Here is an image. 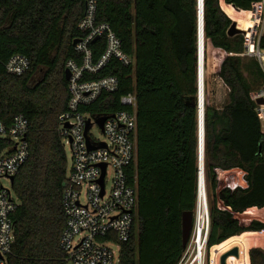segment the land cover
I'll return each mask as SVG.
<instances>
[{
  "label": "trees",
  "instance_id": "trees-1",
  "mask_svg": "<svg viewBox=\"0 0 264 264\" xmlns=\"http://www.w3.org/2000/svg\"><path fill=\"white\" fill-rule=\"evenodd\" d=\"M260 2L204 0V175L211 264L216 248L229 238L264 234V216L250 225L242 219L256 211L264 215V131L252 97L264 88V68L256 57L243 58L245 38L228 36L233 21L227 15L228 10H258L261 18ZM85 8V0H0V58L7 62L23 55L31 62L22 77L8 75L0 64V119L11 125L22 114L29 122V157L14 182L21 205L10 264H67L60 238L68 160L59 119L70 96L66 63H81L73 43L82 36L77 26ZM198 13V0H98V21L108 24L123 51L136 59L135 75L112 60L93 77L115 76L119 90L86 108L110 115L123 110L122 96H137L138 211L120 264H180L186 252L182 214H195L198 201ZM256 43L264 54V35ZM91 49L97 60L103 40ZM215 76L228 91L222 106L217 105ZM188 97H195L196 104H189ZM250 260L264 264V252L251 250Z\"/></svg>",
  "mask_w": 264,
  "mask_h": 264
},
{
  "label": "built area",
  "instance_id": "built-area-1",
  "mask_svg": "<svg viewBox=\"0 0 264 264\" xmlns=\"http://www.w3.org/2000/svg\"><path fill=\"white\" fill-rule=\"evenodd\" d=\"M85 4L84 16L77 26L82 36L74 45L81 63L76 60L66 63L65 71L70 72V96L67 110L59 119V135L64 148L68 145L71 152L62 197L65 227L60 247L67 264H120L122 244L131 238L138 211L137 96L135 92L122 96L119 102L123 110L110 115L94 114L86 108L96 104L102 95L119 90L120 83L115 76L93 77L112 60L135 75L136 59L123 51L122 42L113 29L98 21V0H85ZM257 4L264 9V0ZM99 40H103L104 50L94 60L91 45ZM0 64L8 75L15 77L24 76L31 67L30 60L23 55H14L7 62L0 58ZM101 117L106 118L102 128L98 123ZM94 127L100 128L102 141L91 135ZM28 133L29 122L24 115H16L11 125L0 119V264H10L13 257L15 215L21 203L11 179L16 178L28 160ZM109 173L111 187L107 191ZM2 180L8 181L10 186H4ZM205 211L201 219L198 207L195 212L186 252L193 246V253L198 255L191 264H199L200 253L204 264L208 251L210 213L207 202Z\"/></svg>",
  "mask_w": 264,
  "mask_h": 264
},
{
  "label": "rangeland",
  "instance_id": "rangeland-1",
  "mask_svg": "<svg viewBox=\"0 0 264 264\" xmlns=\"http://www.w3.org/2000/svg\"><path fill=\"white\" fill-rule=\"evenodd\" d=\"M262 8V7H261ZM227 15L231 18L233 22L238 25V29L245 32H240L238 35H242L245 38V47L244 52L242 54L243 58L247 57H256L258 58L262 66L264 68V54H261L256 49V42L259 37L264 35V9L262 8V15L260 18V11L252 10V11H238V10H228ZM219 57H223V55H219ZM220 58L215 59L214 63V73H217ZM245 63H248V60H245ZM42 73L39 74L37 79L41 77ZM214 82L216 83L217 89V105L222 106L228 99V91L223 86V81L215 76ZM252 97L254 100L258 101L259 99H264V88L260 91L253 93ZM258 114L262 122V128L264 131V104H258ZM91 135L99 141L103 140V136L99 127H94L91 131ZM65 151L68 160V167L71 165V152L68 145H65ZM4 186H10V183L6 180L1 181ZM111 187V174L109 173L108 182H107V191H110ZM205 192H206V183H205ZM205 195V194H204ZM208 200V199H207ZM208 203V201H207ZM209 209V207H208ZM264 216L263 213L256 211L252 216H244L242 219L244 220L245 225H250L254 220L260 218V216ZM116 252V248L112 247ZM194 247L190 248L189 253L185 252L182 264H191L195 255L193 253ZM253 249H258L264 252V234L260 232H245L240 233L237 236H233L220 244L215 251V261L214 264H222V258H226L225 264H251L250 260V252ZM234 251H238L236 255L231 254ZM203 264V256L200 260ZM195 264H198L197 262ZM200 264V263H199ZM204 264H211L210 260V250L207 251L205 256Z\"/></svg>",
  "mask_w": 264,
  "mask_h": 264
},
{
  "label": "water",
  "instance_id": "water-1",
  "mask_svg": "<svg viewBox=\"0 0 264 264\" xmlns=\"http://www.w3.org/2000/svg\"><path fill=\"white\" fill-rule=\"evenodd\" d=\"M198 102L200 100L202 101V114L199 110V117H198V138H199V150H198V163H199V177H198V197H199V190H200V181L202 179L203 181V187L205 183V173H204V115H205V109H204V0H198ZM240 32H243L238 29V25L233 22L231 27L228 31V36L233 37L235 35H238ZM245 33V32H243ZM202 39V40H201ZM202 41V43H201ZM79 43V40L74 41V45ZM66 80L69 81L70 79V72L68 70L65 71ZM187 102L191 105L196 104V98L195 97H188ZM258 104L263 105L264 99H259L257 101ZM201 114V115H200ZM106 121V118L101 117L98 120V123L100 127H103V123ZM88 130V129H87ZM87 132V131H86ZM104 172V167H103ZM12 183L15 182V179H11ZM205 190V187H204ZM204 202H207V195L205 192L204 196ZM197 207H200V199L197 201ZM194 216L195 214L191 211H186L182 214V246L184 249L187 248L190 236L193 230L194 225ZM238 251H234L231 254L236 255ZM226 256L222 258V264H225L226 262Z\"/></svg>",
  "mask_w": 264,
  "mask_h": 264
},
{
  "label": "bare ground",
  "instance_id": "bare-ground-1",
  "mask_svg": "<svg viewBox=\"0 0 264 264\" xmlns=\"http://www.w3.org/2000/svg\"><path fill=\"white\" fill-rule=\"evenodd\" d=\"M201 43H202V41H201ZM198 108L200 109V113L202 114V111H201L202 110V101L201 100H200V102H198ZM204 187H205V185H204ZM204 187H203V181L201 179V181H200L199 197H198V199H200V208L198 207V209H199L198 216L200 217L199 219H201V217H202L203 214H204V217H205V214H206V211H205V202H204V196H205L204 195L205 194ZM200 222H201V220H200ZM200 254L198 256V260H199V263L202 264V262L200 261L202 259V255H200Z\"/></svg>",
  "mask_w": 264,
  "mask_h": 264
},
{
  "label": "clouds",
  "instance_id": "clouds-1",
  "mask_svg": "<svg viewBox=\"0 0 264 264\" xmlns=\"http://www.w3.org/2000/svg\"><path fill=\"white\" fill-rule=\"evenodd\" d=\"M210 249H211V248H209V250H210ZM209 250H208V251H209Z\"/></svg>",
  "mask_w": 264,
  "mask_h": 264
}]
</instances>
